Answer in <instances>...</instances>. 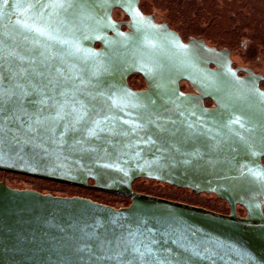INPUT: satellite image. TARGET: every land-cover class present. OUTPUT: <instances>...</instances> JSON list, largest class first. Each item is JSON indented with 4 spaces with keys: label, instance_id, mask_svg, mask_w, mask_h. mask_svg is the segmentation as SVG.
<instances>
[{
    "label": "water",
    "instance_id": "water-1",
    "mask_svg": "<svg viewBox=\"0 0 264 264\" xmlns=\"http://www.w3.org/2000/svg\"><path fill=\"white\" fill-rule=\"evenodd\" d=\"M138 3L0 0V264H264L259 77ZM234 36L264 73L259 33Z\"/></svg>",
    "mask_w": 264,
    "mask_h": 264
},
{
    "label": "flooded vegetation",
    "instance_id": "flooded-vegetation-1",
    "mask_svg": "<svg viewBox=\"0 0 264 264\" xmlns=\"http://www.w3.org/2000/svg\"><path fill=\"white\" fill-rule=\"evenodd\" d=\"M138 7L147 22L152 21L158 26H165L170 31L176 32L185 44H189L195 40L203 42L204 45L210 48L228 50L232 68L238 71V76L248 78L251 75L247 70L253 72V74L259 77V87L264 91V73L259 70L256 71L253 65L240 64L232 59V45L236 42L234 35L241 34L243 31V23L239 20V16L241 18L245 17L242 12L244 11L242 3L239 5L236 2H232V0H139ZM244 12L248 14L247 9ZM112 16L115 21L122 24L121 29L123 31H131L128 26L131 23V18L123 10L115 8ZM239 30L242 31L236 33ZM226 32L232 34L231 39L227 40L225 38L224 34ZM243 44L245 43L243 42ZM96 47H100V44H96ZM209 67L216 69V66L213 64H210ZM128 82L134 90H146L148 88L147 79L142 74H132L128 78ZM179 86L184 93L199 94L195 87L187 80L180 81ZM205 104L208 107L214 106L211 100H206ZM134 185L133 188L137 191ZM245 216H247V212Z\"/></svg>",
    "mask_w": 264,
    "mask_h": 264
},
{
    "label": "trees",
    "instance_id": "trees-1",
    "mask_svg": "<svg viewBox=\"0 0 264 264\" xmlns=\"http://www.w3.org/2000/svg\"><path fill=\"white\" fill-rule=\"evenodd\" d=\"M249 1L250 0H248V2ZM232 2H236V3L238 2L239 3V1H236V0H232ZM242 4H243V7H244V11H245V9H247L248 14H250V15L244 17L243 30L247 34L250 33L251 35H255L256 33H259L260 38H261V40L264 43V19L261 20V19H258V18L254 17V15H253L254 14V10L250 7V4H248V5H246L244 3H242ZM244 11H242V12L245 13Z\"/></svg>",
    "mask_w": 264,
    "mask_h": 264
},
{
    "label": "snow or ice",
    "instance_id": "snow-or-ice-1",
    "mask_svg": "<svg viewBox=\"0 0 264 264\" xmlns=\"http://www.w3.org/2000/svg\"><path fill=\"white\" fill-rule=\"evenodd\" d=\"M58 2L61 4V6H62V4H63V2H65V0H58Z\"/></svg>",
    "mask_w": 264,
    "mask_h": 264
}]
</instances>
